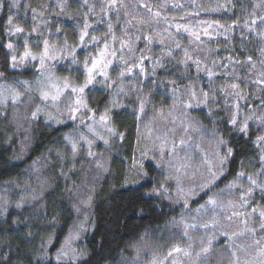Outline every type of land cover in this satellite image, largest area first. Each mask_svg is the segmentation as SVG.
I'll return each instance as SVG.
<instances>
[{
  "label": "clouds",
  "instance_id": "clouds-1",
  "mask_svg": "<svg viewBox=\"0 0 264 264\" xmlns=\"http://www.w3.org/2000/svg\"><path fill=\"white\" fill-rule=\"evenodd\" d=\"M0 264H264V0H0Z\"/></svg>",
  "mask_w": 264,
  "mask_h": 264
}]
</instances>
